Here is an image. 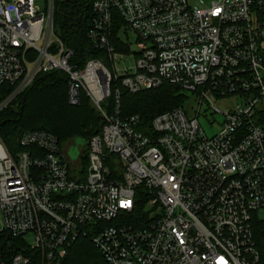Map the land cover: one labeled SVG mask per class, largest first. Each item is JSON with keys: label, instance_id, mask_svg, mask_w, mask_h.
<instances>
[{"label": "built area", "instance_id": "built-area-1", "mask_svg": "<svg viewBox=\"0 0 264 264\" xmlns=\"http://www.w3.org/2000/svg\"><path fill=\"white\" fill-rule=\"evenodd\" d=\"M46 2L0 0V87L12 88L0 112L61 72L68 104L85 94L103 124L75 161L44 130L22 133L13 151L0 137V264H66L81 240L96 264H264V0H92L87 38L106 60L83 68ZM163 84L189 109L148 128L120 117L122 90ZM222 101L223 112L210 106ZM204 107L222 117L211 137Z\"/></svg>", "mask_w": 264, "mask_h": 264}, {"label": "trees", "instance_id": "trees-1", "mask_svg": "<svg viewBox=\"0 0 264 264\" xmlns=\"http://www.w3.org/2000/svg\"><path fill=\"white\" fill-rule=\"evenodd\" d=\"M91 3L92 0H54L55 35L72 50L71 63L79 68H83L89 60H106L103 52L95 49L87 38L92 21ZM121 25L123 22L118 19L115 31ZM67 85V76L64 73L39 75L30 88L0 112V137L9 150L17 148L18 137L27 131L44 130L54 135L60 145L77 140L83 147L91 137L99 133L103 124L99 113L83 93L78 106L68 105ZM11 91L10 87H0V100ZM185 98V93L179 87L169 84L137 94L122 90L119 114L122 118L138 116L143 127L148 128L156 116L182 106ZM113 102L115 101L112 96L103 105L107 106L110 114ZM84 247L91 250V253L85 252ZM101 260L89 240H81L74 246L66 264H96Z\"/></svg>", "mask_w": 264, "mask_h": 264}, {"label": "rangeland", "instance_id": "rangeland-1", "mask_svg": "<svg viewBox=\"0 0 264 264\" xmlns=\"http://www.w3.org/2000/svg\"><path fill=\"white\" fill-rule=\"evenodd\" d=\"M35 6L36 8H38L40 11H45L46 7H47V2L46 0H35ZM122 38H125L124 35L122 36ZM128 39L130 41V43L132 44L130 47V51H135L137 49L136 47V39L131 36L130 34H128ZM133 65V60H125L124 64L123 62H119L117 64V68H123L124 66H132ZM39 99H42L41 97H39ZM185 109L188 110L189 109V104H190V98L188 99H184L183 102ZM232 103L230 102H226V101H222V102H213L210 103V106L216 110H218L219 112H223L226 108H228ZM69 105V104H68ZM206 109V107H204L201 111V113H206V116H201L199 118V123L201 128L204 130L205 134L207 135V137H211L213 135H215L218 131H219V125L222 123V117L219 115H214L213 117H211L209 111ZM63 148L67 150V155L68 157L71 159V161H75L79 155L80 150H85L86 147H83V144H81L79 141H68L62 144ZM0 229H1V218H0ZM24 241L26 242V245L28 246H33L34 245V237L33 235H27L24 238ZM78 248V247H77ZM86 250V251H85ZM84 251L88 252L91 250H89L88 248L86 249L84 247Z\"/></svg>", "mask_w": 264, "mask_h": 264}]
</instances>
